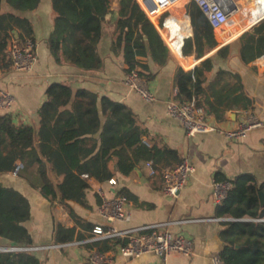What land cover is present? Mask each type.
<instances>
[{
    "label": "crops",
    "instance_id": "obj_1",
    "mask_svg": "<svg viewBox=\"0 0 264 264\" xmlns=\"http://www.w3.org/2000/svg\"><path fill=\"white\" fill-rule=\"evenodd\" d=\"M191 2L187 3L191 5ZM234 2L239 7L241 0ZM246 2L250 5L243 17L239 16L238 11L234 23L226 25L229 26L228 30L220 33L217 32L221 29L214 31L218 45L200 59L184 52L187 40L194 35L187 3H184L186 11L182 16L178 11L171 10L163 15L161 23L155 26L170 49L171 59L166 66L159 67L151 59L139 57L141 61L149 62L154 74L147 81L156 96V101L152 103L146 102L125 84L128 65L123 51L112 50L115 18H106L103 25V35L98 45V53L103 59L102 68L86 71L69 63L58 64L50 53L47 39L53 31L55 16L52 0H42L33 11L17 13L27 17L33 26L38 62L31 73H16L12 70L8 49L6 57H0V87L17 99L14 109L10 113L0 112V116L11 114L17 123L38 125V111L46 100L48 87L53 83H63L74 89H87L100 98L106 96L124 103L135 112L139 123L148 129L152 144L158 148L167 147L176 151L177 155H165L159 158V163L143 162L130 175L117 171L113 162L110 169L114 171L112 177L117 178L116 186H110L108 180L91 177L84 201H68L67 206L46 196L40 187L31 185L14 172L0 175V183L19 190L29 199L31 207V216L25 222L31 243L19 247L36 249L11 252L31 254L38 258L40 264H90V254L105 246V241L92 240L93 227L107 224L99 214L102 203L100 192L110 199L124 193L129 200L127 209L130 219L116 222V228L136 229L168 223L169 230L193 240L195 254L192 257L173 254L167 261L152 253L125 258L119 252L120 243L112 241L113 248L107 253L113 257V264H212V256L223 249L220 232L224 229L223 223L229 220L217 216L220 205L215 201L213 190L217 176L234 180L249 174L256 177L259 183L264 182V125L253 129L240 140L229 139L225 134L237 129L247 113L264 122V55L250 63L243 62L240 57L241 35L264 21H258V17L264 14V0ZM3 9L12 11L6 4ZM15 37H20V30H14L10 41ZM228 44H231L229 58L216 56V52ZM211 56H214L213 70L208 75L200 98L223 103L218 105L222 110L221 118L209 114L219 131L189 137L181 123L167 113L168 102L177 90L176 71L178 67L191 71ZM221 71L224 72L221 74ZM235 74L242 79L243 95L251 102L248 107H245L244 101L235 100V96L241 93L235 90L239 85L232 76ZM184 158L191 160L196 171L177 198L167 196L163 191L162 171L177 166ZM216 218L224 220L216 221ZM58 224L75 229L72 241H59L56 237ZM65 243L71 244L53 247ZM0 246L15 247L1 239Z\"/></svg>",
    "mask_w": 264,
    "mask_h": 264
},
{
    "label": "trees",
    "instance_id": "obj_2",
    "mask_svg": "<svg viewBox=\"0 0 264 264\" xmlns=\"http://www.w3.org/2000/svg\"><path fill=\"white\" fill-rule=\"evenodd\" d=\"M41 1L0 0L1 58L6 57L15 29L20 30V37L34 38L30 20L17 13L37 9ZM5 4L12 11H4ZM52 7L54 27L47 46L58 64L69 63L86 71L101 69L103 59L98 45L108 17L115 18L112 50L123 51L127 73L137 70L139 76L148 81L154 74L149 62L139 57L151 59L159 67L166 66L171 59L169 47L137 0H52ZM190 11L194 35L187 40L186 51L200 59L218 43L207 17L195 2H191ZM263 19L264 14L258 17V21ZM240 44L243 62L250 63L263 56L264 21L243 33ZM230 54L231 44L216 52L221 58H229ZM213 60L211 56L191 71L178 67L175 84L179 101L195 100L198 106L219 119L222 110L218 105L223 103L200 98L213 70ZM232 76L239 83L235 90L241 91L235 100L244 101L248 107L251 102L243 95L241 77ZM38 114V125L17 123L11 114L0 116V175L13 173L17 165L22 164L18 176L65 206L68 201H84L91 177L100 181L112 178L114 171L110 165L113 162L117 171L130 175L143 162L159 163V158L165 155H177L167 147L152 144L148 129L139 123L137 115L127 105L106 96L100 98L87 89L51 84ZM217 180L232 183L226 200L218 207L217 216L229 219L220 232L223 249L219 255L225 264H264V205L260 198L264 182L259 183L249 174L234 180L219 175ZM30 216L29 199L16 188L0 183V239L15 247L30 244L25 226ZM74 235V228L57 225L59 241L70 242ZM112 248L111 242L105 241L100 251L108 252ZM0 264L40 262L25 252H6L0 253Z\"/></svg>",
    "mask_w": 264,
    "mask_h": 264
},
{
    "label": "built area",
    "instance_id": "obj_3",
    "mask_svg": "<svg viewBox=\"0 0 264 264\" xmlns=\"http://www.w3.org/2000/svg\"><path fill=\"white\" fill-rule=\"evenodd\" d=\"M195 2L207 17L214 31H218L228 25L230 19L239 11L234 0H137L148 18L159 25L163 15L182 2ZM8 58L12 64V70L16 73H31L38 62L37 42L31 37H15L8 47ZM125 84L132 91L138 93L146 102L156 101L155 94L150 90L145 78L139 76L137 70L127 73ZM178 90L168 102L167 113L176 119L186 129L189 137L200 133L219 131L211 116L203 106H198L195 100L181 102L177 99ZM17 104L16 97L9 91L0 87V112L10 113ZM264 125L253 114L247 113L239 127L233 131L225 132L229 139L240 140L245 138L250 131ZM223 132V131H222ZM224 133V132H223ZM23 168L18 164L14 175ZM154 171V170H152ZM196 167L189 158H184L175 167L163 169V191L167 196L177 198L181 190L186 186L190 177L195 173ZM110 186L118 184L117 178L108 180ZM232 188L230 181H214L213 190L215 201L221 205L227 198ZM102 203L99 207L100 216L106 221V225L97 224L92 229V240L116 241L120 243L119 252L125 258H137L145 254H155L163 261H167L173 254L192 257L195 254L192 239L176 234L168 229L167 224H157L136 229L120 230L115 227L116 222L128 221V198L117 195L110 199L100 192ZM216 221L224 220L216 218ZM71 243L54 245L53 247H65ZM34 247H6L0 246L1 252L19 250H34ZM90 264H113L110 253L94 250L89 256ZM212 264H225L219 254L211 258Z\"/></svg>",
    "mask_w": 264,
    "mask_h": 264
},
{
    "label": "rangeland",
    "instance_id": "obj_4",
    "mask_svg": "<svg viewBox=\"0 0 264 264\" xmlns=\"http://www.w3.org/2000/svg\"><path fill=\"white\" fill-rule=\"evenodd\" d=\"M249 3H247L246 2V0H241V2H240V8H239V11H240V13H239V16L240 17H243V15H244V12L248 9V7H249ZM171 12L172 11H178V13L179 14H181L180 16H182V14L186 11V9H185V6H184V2H182V3H180V4H178V5H176V6H174V7H172L171 9ZM167 13H165L164 15H166ZM243 14V15H242ZM234 18H236V17H234ZM165 19V18H164ZM229 27V26H228ZM228 27L227 26H225L223 29H221L220 31H218L217 33H220V32H225L226 30H228Z\"/></svg>",
    "mask_w": 264,
    "mask_h": 264
},
{
    "label": "water",
    "instance_id": "obj_5",
    "mask_svg": "<svg viewBox=\"0 0 264 264\" xmlns=\"http://www.w3.org/2000/svg\"><path fill=\"white\" fill-rule=\"evenodd\" d=\"M186 9H187V13H188V16H189V20L191 21L190 3L186 4ZM256 25H253L251 28H253ZM184 52H185V55H188V52L186 51V47H184ZM260 198H261V201H262V205H264V192L263 191L260 192Z\"/></svg>",
    "mask_w": 264,
    "mask_h": 264
},
{
    "label": "bare ground",
    "instance_id": "obj_6",
    "mask_svg": "<svg viewBox=\"0 0 264 264\" xmlns=\"http://www.w3.org/2000/svg\"><path fill=\"white\" fill-rule=\"evenodd\" d=\"M258 1V0H257ZM236 15V14H235ZM235 15L230 19L231 21L229 22V24H231V23H234V17H235ZM264 20V19H263Z\"/></svg>",
    "mask_w": 264,
    "mask_h": 264
}]
</instances>
